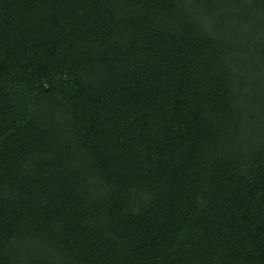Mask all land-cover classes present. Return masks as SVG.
<instances>
[{
  "label": "trees",
  "instance_id": "16d2710c",
  "mask_svg": "<svg viewBox=\"0 0 264 264\" xmlns=\"http://www.w3.org/2000/svg\"><path fill=\"white\" fill-rule=\"evenodd\" d=\"M0 264H264V0H0Z\"/></svg>",
  "mask_w": 264,
  "mask_h": 264
}]
</instances>
